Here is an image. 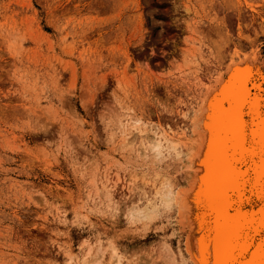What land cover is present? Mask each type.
<instances>
[{
    "label": "rangeland",
    "instance_id": "374dc122",
    "mask_svg": "<svg viewBox=\"0 0 264 264\" xmlns=\"http://www.w3.org/2000/svg\"><path fill=\"white\" fill-rule=\"evenodd\" d=\"M234 64L264 69V0H0V264H179L159 199Z\"/></svg>",
    "mask_w": 264,
    "mask_h": 264
},
{
    "label": "snow or ice",
    "instance_id": "6c2138e0",
    "mask_svg": "<svg viewBox=\"0 0 264 264\" xmlns=\"http://www.w3.org/2000/svg\"><path fill=\"white\" fill-rule=\"evenodd\" d=\"M225 79L208 98L193 191L215 217L200 264H264V69L235 65Z\"/></svg>",
    "mask_w": 264,
    "mask_h": 264
},
{
    "label": "bare ground",
    "instance_id": "6f19581e",
    "mask_svg": "<svg viewBox=\"0 0 264 264\" xmlns=\"http://www.w3.org/2000/svg\"><path fill=\"white\" fill-rule=\"evenodd\" d=\"M222 83H226V79L224 77L220 80V83H219L220 85H218L213 91L212 90L211 92L209 91V96L213 92H215L218 88H220ZM202 104H204V107H203V110L201 109L202 106L200 108L202 110L201 112L202 114H201V124H199L200 125L199 127H200L201 132L204 135V141L202 142L200 140L202 143L198 144L195 150L196 154L194 157V174H195L194 181H193L194 184L193 186L190 187L191 190L190 191L186 190V192L175 189L173 187H168L166 191L162 193V196L160 197V199L158 197L159 204L157 203L160 206L164 205L165 206L164 208L166 209L170 208L172 205L173 206L175 205L178 209L177 210L178 214L182 218V223L184 227L188 228V234L186 236V239L184 238L185 239L184 248H183L184 251L183 249H179L177 252H174L172 248H170L166 243L163 244L169 253L168 257L172 261H175L177 257L181 264H188V262H190V264H200V260H201L200 241L202 238H208L209 234L212 232V229L215 227V224H214L215 217L211 215V210L205 208V205L202 199L196 196H193V191L194 189L197 188V185L200 179L198 177V173L201 172V168H202L201 164L198 163V161L201 159L202 153L207 155L206 140L208 138V133L205 128L206 121L204 119V116H205V113L207 112L208 99L206 100L205 103L203 102ZM128 143L129 142L127 141L126 145L129 146ZM149 149L153 151L151 153H155L156 155H159L164 150L166 151L168 149L172 150V149H177V148H175L174 143L168 138V136L166 137L164 134H161L153 138V140L149 143ZM179 149L180 151L182 150L181 145L178 147V150ZM170 154L172 153L170 152ZM144 209L145 211L142 212L141 216L148 217V215L151 216L152 214L156 212L157 205L149 202ZM246 210L251 211L252 206L251 205L248 206ZM256 210L258 211V206ZM112 256L116 257L115 262L116 264H118L120 256L115 254V248L113 249ZM203 258L210 259L209 256H204Z\"/></svg>",
    "mask_w": 264,
    "mask_h": 264
}]
</instances>
